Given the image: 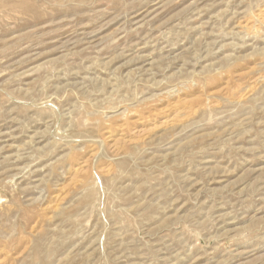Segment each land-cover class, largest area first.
<instances>
[{
  "label": "rangeland",
  "instance_id": "374dc122",
  "mask_svg": "<svg viewBox=\"0 0 264 264\" xmlns=\"http://www.w3.org/2000/svg\"><path fill=\"white\" fill-rule=\"evenodd\" d=\"M0 264H264V0H0Z\"/></svg>",
  "mask_w": 264,
  "mask_h": 264
}]
</instances>
